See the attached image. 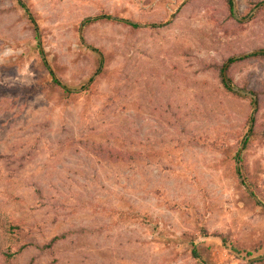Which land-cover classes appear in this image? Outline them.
<instances>
[{"label": "rangeland", "instance_id": "obj_1", "mask_svg": "<svg viewBox=\"0 0 264 264\" xmlns=\"http://www.w3.org/2000/svg\"><path fill=\"white\" fill-rule=\"evenodd\" d=\"M20 1L38 43L0 0V264L263 256L264 57L227 58L264 48V0Z\"/></svg>", "mask_w": 264, "mask_h": 264}, {"label": "trees", "instance_id": "obj_2", "mask_svg": "<svg viewBox=\"0 0 264 264\" xmlns=\"http://www.w3.org/2000/svg\"><path fill=\"white\" fill-rule=\"evenodd\" d=\"M16 2H17V4L19 5V6H21L22 8H23V10L26 12V15H27V17H28V20L30 21V23L32 24V28H33V31L35 32L34 33V36H35V39L37 40V35H36V25H35V22H34V20H33V18L31 17V15H30V13H28V11H27V8L24 6V4L20 1V0H16ZM225 2H226V4H227V7H228V10H230L231 11V2H230V0H225ZM263 5V7H264V4H262ZM261 6V5H260ZM106 18L107 19H111L109 16H106ZM124 24H126L127 26H129L130 28H138L139 27V25L137 24V23H133V22H130V21H125L124 22ZM36 43H38V40L36 41ZM261 49H264V48H261ZM249 56H256V57H264V51H259V52H256L255 54L253 53V54H251V55H249ZM100 59H98V65H97V69H99L100 68ZM227 61L228 62H232L233 61V58L232 57H229V58H227ZM46 62L44 61V64H45ZM46 65V64H45ZM47 67V69H48V71H49V73L51 74V82L52 83H54V84H56V85H58V86H60L61 88H63L65 91H70V90H74V89H72V88H67L65 85H63V84H61L54 76H53V74H52V72H51V70L49 69V67L48 66H46ZM222 68H223V66H222ZM96 69V71H98ZM222 71V70H221ZM222 75V74H221ZM225 75H226V69H225ZM227 77V76H226ZM221 78H222V76H221ZM228 79V78H227ZM222 81V85L224 86V88L227 90V91H230V92H233L234 93V91H231L230 89H229V87H227V85L224 83V81H223V79L221 80ZM88 84L86 83L84 86H87ZM84 86H82V88L84 87ZM249 92H251L253 95H254V93L252 92V91H249ZM236 93V92H235ZM251 121H252V119H250ZM251 127H252V124H251V126H250V129H249V133H248V135H247V137H246V139H245V141H244V143H243V146L244 145H246L247 144V142H248V140L250 139V137H251V135H252V133H251ZM238 160H239V158H238ZM236 173H237V175H239V179H240V183L242 184V185H245L249 190H250V192L253 194V195H255V192H254V186L251 184V182H249V180H247V177L243 174V168H242V165L241 164H239V166H238V162H237V167H236ZM256 196V195H255ZM259 201V200H258ZM220 241L225 245V242H226V240H225V238L224 237H220ZM228 246V248H230L232 251H236V249H235V247L234 246H232V245H230V244H228L227 245ZM191 254L193 255V257L194 258H196V259H199L198 257V254H197V252H196V250H195V248L194 247H192V249H191Z\"/></svg>", "mask_w": 264, "mask_h": 264}, {"label": "water", "instance_id": "obj_3", "mask_svg": "<svg viewBox=\"0 0 264 264\" xmlns=\"http://www.w3.org/2000/svg\"><path fill=\"white\" fill-rule=\"evenodd\" d=\"M230 2H231V13H232V15H233L237 20H244V19H246V18L248 17V16H246V17H244V18H240V17H238V16H237V13H236V10H235V6H234V0H230ZM258 6H260V5L258 4L254 9H256ZM254 9H253V10H254ZM259 51H264V49H253V50H250V51H247V52H241V53H238V54L234 55L232 58H233V59H238V58H241V57H243V56H245V55L253 54V53H256V52H259ZM226 64H227V63H225V64L223 65V68H222V71H221L222 79H223L224 83L227 85V87H229L230 90H232V91H234V92H237V93H239V94H241V95L248 96V97H250V98L252 99V115H253L254 107H255V98H254V95H253L251 92H249L248 90H245V89L239 88V87L234 86V85H232V84L230 83V81L227 79V77H226V75H225V66H226ZM251 124H252V121L250 120V121H249V128H248L247 132L245 133V135L243 136L242 141H241V143H240V145H239L238 151H237V153H236V158H235V166H236V167H237V160H238L239 154H240V152H241V150H242L243 143H244V141H245V139H246V137H247V135H248V133H249V129H250ZM239 180H240V179H239ZM242 187L244 188V190L250 195V197H251L255 202H258V198H257L255 195H253V194L250 192V190H249L245 185H242ZM263 257H264V255H263V256H256V257L249 258V259H247V260L244 262V264H252V263H254V262L257 261V260L262 259Z\"/></svg>", "mask_w": 264, "mask_h": 264}]
</instances>
